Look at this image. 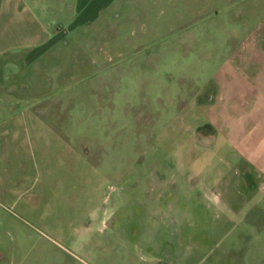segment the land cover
Instances as JSON below:
<instances>
[{"label":"rangeland","instance_id":"374dc122","mask_svg":"<svg viewBox=\"0 0 264 264\" xmlns=\"http://www.w3.org/2000/svg\"><path fill=\"white\" fill-rule=\"evenodd\" d=\"M14 1L52 43L0 59V264H264V0Z\"/></svg>","mask_w":264,"mask_h":264},{"label":"crops","instance_id":"0c3cea01","mask_svg":"<svg viewBox=\"0 0 264 264\" xmlns=\"http://www.w3.org/2000/svg\"><path fill=\"white\" fill-rule=\"evenodd\" d=\"M115 1L78 0L79 20L77 24L73 23L70 26L69 33L78 30L79 27L94 25ZM5 6L3 13L0 14V59L6 54H23V57L18 56L29 66L51 47L52 37L41 20L27 7L20 8L21 5L16 4L14 0L5 3ZM58 32L61 34L63 30L59 29ZM0 75L2 76V72Z\"/></svg>","mask_w":264,"mask_h":264},{"label":"flooded vegetation","instance_id":"af4514ba","mask_svg":"<svg viewBox=\"0 0 264 264\" xmlns=\"http://www.w3.org/2000/svg\"><path fill=\"white\" fill-rule=\"evenodd\" d=\"M211 97L213 96L211 95ZM214 135H215V131H213L212 133H209V132H202L199 134L197 133L196 136H197V140L201 142L202 145H208L211 143V140L214 137Z\"/></svg>","mask_w":264,"mask_h":264},{"label":"water","instance_id":"95a60500","mask_svg":"<svg viewBox=\"0 0 264 264\" xmlns=\"http://www.w3.org/2000/svg\"><path fill=\"white\" fill-rule=\"evenodd\" d=\"M215 141H216V137L214 136L211 140V143L208 144V145H204L205 148H212L213 145L215 144Z\"/></svg>","mask_w":264,"mask_h":264}]
</instances>
